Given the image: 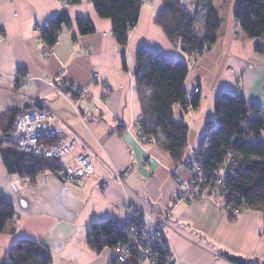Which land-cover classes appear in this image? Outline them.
Returning a JSON list of instances; mask_svg holds the SVG:
<instances>
[{"label":"crops","instance_id":"0c3cea01","mask_svg":"<svg viewBox=\"0 0 264 264\" xmlns=\"http://www.w3.org/2000/svg\"><path fill=\"white\" fill-rule=\"evenodd\" d=\"M237 1L201 4L197 32L204 33L209 5L217 10L221 25L211 50L189 64L185 90L200 89L198 108L174 109L175 119L189 127L185 155L199 149L207 124L216 122L220 93L242 94L264 110V55L256 52L259 40L242 33L234 16ZM161 6L162 0H144L123 50L113 37L111 21L98 16L91 0L79 5L1 0L0 116L26 107L49 109L60 119L65 135L77 139L66 163L86 153L96 163L90 179L68 184L51 171L35 178L10 174L0 154V195H6L16 211V234H0V263L7 260L15 241L25 238L43 245L52 264H110V249L96 253L88 245L91 225L108 218L123 225L147 209L166 213L176 201L181 180L192 178L188 169L175 170L169 152L159 144H142L139 138L142 105L133 76L137 51L146 48L168 61L188 60L181 46L155 24ZM196 7L193 0L189 8ZM62 11L72 24L62 27L57 43L46 52L37 30ZM78 17L90 19L95 33L81 36ZM19 72L29 77V84L11 79ZM112 169L124 175L123 186L108 180ZM169 221L165 232L177 264H233L223 257L226 253L264 264V218L259 212L248 211L232 220L220 199L202 198L180 202Z\"/></svg>","mask_w":264,"mask_h":264},{"label":"trees","instance_id":"16d2710c","mask_svg":"<svg viewBox=\"0 0 264 264\" xmlns=\"http://www.w3.org/2000/svg\"><path fill=\"white\" fill-rule=\"evenodd\" d=\"M101 19L112 23V34L117 44L125 50L129 33L138 23L143 0H91ZM198 7L191 9L184 0H162L155 24L173 44H179L186 52L213 46L218 40L221 20L217 10L209 5L205 13L204 33L196 31L201 14V4L211 0H194ZM82 0H63L65 5H79ZM242 33L259 40L256 52L264 55V0H238L234 14ZM79 34L95 33L88 18L78 17L75 21ZM42 40L52 48L57 43L63 26L72 21L66 11L48 22ZM123 68L127 69L126 53L122 54ZM24 74V73H23ZM189 64L185 60L168 61L160 52L141 48L136 54L134 78L142 105V116L138 122L140 137H146L169 152L174 164L179 166L188 145L189 127L175 119L174 109L186 104L185 80ZM200 99L193 96L194 110ZM43 107H26L12 110L0 116V154L10 174L35 178L54 168L51 160L37 158L21 152L17 146L15 128L19 118L27 112ZM216 122L210 121L203 133L199 149L193 162L201 166L210 177L221 174L224 181L222 196L225 210L234 216L230 205L240 206L244 202L251 211L259 212L264 218V110L250 104L242 94L222 92L215 102ZM13 202L0 195V234L8 231L16 234L13 224L15 215ZM133 221H131L132 223ZM131 223L119 224L114 218L93 223L88 235V245L96 253L113 249L126 243V232ZM169 255V256H168ZM155 257L159 264L170 263V251L157 249ZM233 264H258L230 254L223 255ZM138 254L133 252L125 264H137ZM50 252L41 244L21 238L15 241L8 252L7 260L0 264H52ZM112 264H115L112 262Z\"/></svg>","mask_w":264,"mask_h":264},{"label":"built area","instance_id":"2783aa9c","mask_svg":"<svg viewBox=\"0 0 264 264\" xmlns=\"http://www.w3.org/2000/svg\"><path fill=\"white\" fill-rule=\"evenodd\" d=\"M48 27V22H45L37 30L41 40L43 31ZM42 43L45 51L51 52V48L43 40ZM208 49L209 46L206 45L202 49L189 50V54L193 55V57H198ZM3 77L4 74L0 69V80ZM11 79L21 85H26L30 82L29 77L21 72L12 76ZM198 94L199 88L195 89L192 93V95ZM190 108L192 109V106ZM64 134V128L60 125L58 117L46 108L25 113L19 118L15 128L16 142L19 150L26 155L54 161L52 172L55 173V176L59 180L64 183L73 184L90 179L94 175L95 158L90 154H80L71 160L70 165L65 164V158L75 148L76 139L73 136H63ZM146 140V138L143 139L144 142ZM194 157V154L186 155L182 161L183 165L192 174L191 184L206 186V191L211 192L212 195L217 192L219 193V188L224 186L220 178L221 175L208 176L201 166L194 164L192 159ZM187 189L188 185H185L183 189L179 190L181 197L187 195V193L189 194ZM207 192L196 190L193 192V195L197 196L201 194L203 197L202 194H206ZM229 209L233 215H238L246 210V205L244 202L239 207L230 205ZM132 221L133 223H131L129 231L126 232L127 242L119 243L115 248L111 249L115 264H125L133 252L138 254L137 264H159L155 257L157 249H162L164 252L170 251V263L177 264V259L173 260L174 254H172L173 251L164 232L168 225V217H148L145 215L141 219L137 215H134ZM148 221L151 222L150 226H148ZM113 261H111V264Z\"/></svg>","mask_w":264,"mask_h":264},{"label":"rangeland","instance_id":"374dc122","mask_svg":"<svg viewBox=\"0 0 264 264\" xmlns=\"http://www.w3.org/2000/svg\"><path fill=\"white\" fill-rule=\"evenodd\" d=\"M185 2H186V4H187V6L188 7H190V4L192 3V1L193 0H184ZM143 2H144V0H143ZM199 24L200 23H197V25H196V27L197 28H199L200 26H199ZM197 31V30H196ZM211 48H212V46L210 47L209 46V49L206 51V52H204L203 54H201L200 56H198V57H193V55H191V54H189V51L187 52H185L186 54H187V56H188V60H187V62H188V64H193V63H195L201 56H203L205 53H207V52H209L210 50H211ZM102 84H106V83H102ZM105 87L106 88H109L107 85H105ZM109 89H107V91H108ZM194 92V91H193ZM192 92V93H193ZM192 93H187V100H186V104H184V105H182V104H178L179 106H182L183 108H185V109H187V110H189V111H195L193 108L191 109L190 107L192 106L191 105V101H192V97L193 96H196V95H192ZM199 93H200V89H199ZM38 108H35L34 110H37ZM142 116V113H141V115H140V117ZM139 117V118H140ZM59 119V118H58ZM138 122H139V120H138ZM59 123H60V125H62L63 126V124L61 123V121H60V119H59ZM138 125V124H137ZM63 128H64V126H63ZM138 129H139V126H138ZM63 136H72V135H63ZM74 137V136H73ZM75 139H76V137H74ZM140 138V142L142 143V144H147V143H149V144H151V143H153V144H155V142H153V141H151L150 139H148V138H146V137H139ZM144 138H146L147 140H146V142H144L143 141V139ZM76 143H77V139H76ZM76 146V145H75ZM75 149V148H74ZM73 152V151H72ZM71 152V153H72ZM195 153L196 152H193L192 154H194L195 155ZM86 154H88V153H86ZM70 155V154H69ZM68 155V156H69ZM67 156V157H68ZM186 156V155H185ZM184 156V157H185ZM189 156V155H188ZM67 157L65 158V160H64V163L65 164H67L66 163V160H67ZM76 157V156H75ZM74 158V157H73ZM72 158V159H73ZM71 159V160H72ZM184 159V158H183ZM193 159V158H192ZM192 159H191V161H192ZM183 161V160H182ZM53 163H54V161H53ZM95 163H96V160H95ZM70 164H71V161H70ZM70 164H67V165H70ZM179 168H185V169H188V168H186V166H184L183 165V162L182 163H180L179 164V166H176L175 165V170H177V169H179ZM189 170V169H188ZM51 172H52V170H50ZM190 171V170H189ZM54 175H55V173L54 172H52ZM94 173H95V167H94ZM119 175V176H118ZM221 175V174H220ZM221 179H222V182H223V184H224V181H223V177L221 176L220 177ZM87 180V179H86ZM108 180L111 182V183H116V184H118V185H121V186H123L124 185V182H125V178H124V175H122L121 173H119L118 171H116L115 169H112L111 170V174L109 175V178H108ZM61 181V180H60ZM62 182V181H61ZM81 182V181H80ZM191 182H192V178L189 180V181H183V180H181V182H180V186H179V188H178V190H177V192L175 193V198H176V201H174V205H173V207L172 208H170V209H168L167 210V212L166 213H154V212H152L151 210H149V209H147V210H145V211H141V212H136L135 213V215H137L139 218H143L145 215H147L148 217H168V225L166 226V228L169 226V223H170V217H171V215H172V213H173V209H174V207H176L180 202H182V201H189V200H194V199H202V198H216V199H220L221 200V202L223 203V205H224V207H225V204H224V197L221 195L222 194V189L224 188L223 186H221L220 188H219V193L217 192L216 194H214V195H212L211 194V192H207L206 191V189H207V187L206 186H202V185H199V184H195V185H192L191 184ZM64 183V182H63ZM185 185H188V191H189V194L187 193V195H184V196H180V191L179 190H181V189H183L184 188V186ZM225 186V185H224ZM196 190H201V191H203V192H207L206 194H202L203 195V197L201 196V194H199V195H193V192H195ZM181 199H180V198ZM175 200V199H174ZM248 211H251V210H249L248 208H247V206H246V210L245 211H243L242 213H240V214H238V215H234V216H236V218L237 217H239L241 214H243V213H245V212H248ZM228 213V212H227ZM228 215H229V217H231L230 216V213H228ZM14 218V217H13ZM133 219H134V217H133ZM132 219V220H133ZM153 219H155V218H153ZM131 220V221H132ZM131 221L129 222V223H131ZM149 223H148V226H150L151 225V222L150 221H148ZM133 223V222H132ZM145 223H147V222H145ZM124 225V224H123ZM147 225V224H146ZM166 228H165V230H166ZM139 230V229H138ZM165 230H164V232H165ZM165 234H166V232H165ZM129 236H130V234H128ZM172 249V248H171ZM173 251V250H172ZM112 253V252H111ZM172 254H174V253H172ZM171 256V255H170ZM131 257V256H130ZM129 257V258H130ZM173 257H174V259L173 260H175V259H177L176 258V256L175 255H173ZM114 259H113V257H112V259H111V261H113ZM178 261V260H177ZM114 262V261H113ZM115 263V262H114ZM110 264H111V262H110ZM116 264H118V263H116Z\"/></svg>","mask_w":264,"mask_h":264},{"label":"bare ground","instance_id":"6f19581e","mask_svg":"<svg viewBox=\"0 0 264 264\" xmlns=\"http://www.w3.org/2000/svg\"><path fill=\"white\" fill-rule=\"evenodd\" d=\"M169 256V255H168Z\"/></svg>","mask_w":264,"mask_h":264}]
</instances>
